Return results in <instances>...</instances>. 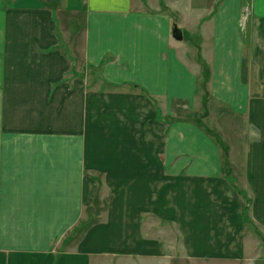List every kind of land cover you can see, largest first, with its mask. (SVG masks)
<instances>
[{"label":"crops","instance_id":"0c3cea01","mask_svg":"<svg viewBox=\"0 0 264 264\" xmlns=\"http://www.w3.org/2000/svg\"><path fill=\"white\" fill-rule=\"evenodd\" d=\"M199 62L227 159L192 120ZM169 243L264 264V0H0V264H168Z\"/></svg>","mask_w":264,"mask_h":264},{"label":"rangeland","instance_id":"374dc122","mask_svg":"<svg viewBox=\"0 0 264 264\" xmlns=\"http://www.w3.org/2000/svg\"><path fill=\"white\" fill-rule=\"evenodd\" d=\"M248 8L250 9V5H247V11L244 12L243 14L242 17L243 26H246L248 21L250 20V10ZM199 63H201L202 65L201 79L200 82L198 83V92L200 94L199 95L200 98L198 100L197 107H195V113L192 117V120L194 122L200 123V125L203 127V130L209 135L210 139L220 144V148L223 151V156L227 159L230 148L234 146L235 134L232 132V129L238 123L233 121V119L235 118L234 110H232L233 108H229L220 102L212 100L207 85L210 78V69L206 64H204V62H199ZM228 175H231V173L229 172ZM241 184L242 183H240L239 185ZM108 204H109V194L108 196L106 195L103 198L100 197V199H96V201H94L93 206L86 211L84 220H82L80 225L76 227L72 232V235L75 238V240L83 237L85 233L92 226L103 222V218L108 209ZM248 206H249V198H246V201L243 204L244 213L246 214H247ZM146 223L151 225V227L148 228V231H150L151 234L153 233L154 235H159L163 237L166 242L172 241V238L175 237L173 230H171L167 225L164 224L159 226L158 225L159 222L153 220L152 216H149ZM150 228L151 229L154 228V230H150ZM176 241L179 242L178 237L176 238ZM169 246L172 251L175 250L174 254H176L177 257L176 260L173 261V263H168V264H206L202 261L195 262V261L184 260V258L181 259L183 255L182 252L183 248H181V246H178V244L171 245V243H169ZM207 263L220 264V262H216V261L207 262ZM108 264H155V263L152 261L142 263L141 260L139 259L130 260L128 258H125V259H117L112 262L108 261ZM157 264H165V261L159 262ZM226 264H230V263H226Z\"/></svg>","mask_w":264,"mask_h":264},{"label":"water","instance_id":"95a60500","mask_svg":"<svg viewBox=\"0 0 264 264\" xmlns=\"http://www.w3.org/2000/svg\"><path fill=\"white\" fill-rule=\"evenodd\" d=\"M174 38H176L178 41H182L183 40V32L182 30L175 28L174 29Z\"/></svg>","mask_w":264,"mask_h":264}]
</instances>
